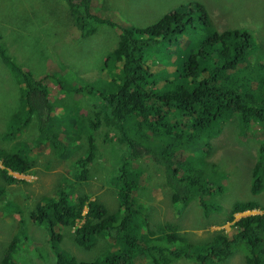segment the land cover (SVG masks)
<instances>
[{
  "label": "trees",
  "instance_id": "trees-1",
  "mask_svg": "<svg viewBox=\"0 0 264 264\" xmlns=\"http://www.w3.org/2000/svg\"><path fill=\"white\" fill-rule=\"evenodd\" d=\"M63 1L75 17L73 22L81 37L94 34L101 23L121 29L117 45L108 53L103 68H108V75L113 78L110 89L100 90L96 85L82 83L75 89L99 97L93 103L88 98L91 130L88 135L81 127L82 123L87 126V119H73L76 139L86 138L84 152L76 156L80 144L71 146L75 141L71 126L62 123L67 116L62 120L54 118V105L45 79H36L31 70L23 68L0 46L5 65L23 86L21 99L27 111L26 125L35 115L39 145L49 144L61 156L71 157L66 183L59 185L56 195L41 197L30 212L32 223L46 227L47 242L56 251L58 264H133L143 254L154 264L191 260L199 264H220L231 258L238 246L245 249L246 264H264V214L246 215L235 221L231 232L212 231L202 241L194 240L192 235L169 222L154 231L149 228L146 232L151 238L145 241L143 233L136 228L138 219L143 227L148 224L147 219L141 217L144 205L137 195L147 183L142 177L146 167L157 165L163 170L162 183L168 189L172 206L182 207L199 195L198 201L206 209L212 203L206 196L223 188L203 179L199 173L205 175L206 170L216 169L217 163L208 159L211 152L193 155L197 136L202 132L213 135L214 124L231 113L239 114L244 128L253 121L264 126V59L260 55H253L254 60L251 57L260 45L252 27L218 29L200 2L181 4L154 22L136 26L120 24L93 12L92 0ZM200 22L207 34L196 51L178 57L177 53L169 51L165 58L161 55L164 59L160 64L151 62L161 45L167 49L170 44L175 45V41L179 44ZM168 56L177 63L176 69L165 62L170 60ZM241 67L245 69L241 71ZM56 80L70 90L67 78L56 77ZM180 115L185 116L180 118ZM176 117L184 120L185 131L175 129ZM19 127L11 122L9 134ZM131 128L137 130L140 137L133 136ZM163 139L168 142L164 143ZM113 142L127 146L125 161L118 169L120 203L114 211L103 201L92 198L84 186L76 187L77 183H87L102 149ZM208 144L211 146L210 142ZM23 151L25 149L10 147L0 153V176L5 181V185L0 184V198L5 195L6 184L19 180L10 171L30 172L36 162L32 154ZM260 152V158L252 167L251 195L264 189V144L260 145ZM185 155L188 158L184 159ZM257 205L255 201H237L232 210L240 213ZM81 218L83 222L74 231L80 246L90 247L94 239L102 236L123 245L89 260L60 250L58 244L68 232L65 227L74 226ZM20 224H25L23 218ZM156 233L158 235L152 238ZM17 247V244L10 245L0 264H20Z\"/></svg>",
  "mask_w": 264,
  "mask_h": 264
},
{
  "label": "rangeland",
  "instance_id": "rangeland-1",
  "mask_svg": "<svg viewBox=\"0 0 264 264\" xmlns=\"http://www.w3.org/2000/svg\"><path fill=\"white\" fill-rule=\"evenodd\" d=\"M194 2L205 6L218 29L250 25L260 42L251 57L254 60L253 55H260L264 59V0H92V11L120 24L142 26L156 21L181 4ZM73 20L75 17L63 0H0V46L23 68L31 70L36 79H45L54 105V118L62 120V117L67 116L62 123L71 126L70 133L75 138L71 146L80 144L77 156L81 151L84 152L86 138L76 139L77 131L73 130V119H87V126L82 123L81 127L88 135L91 131L88 98L93 103L99 97L95 94L89 95L86 91L79 93L75 89L81 83L96 85L100 90L110 89L113 78L108 75V68H103L108 53L117 45L121 29L101 23L97 25L94 34L81 37ZM200 25L186 34V39H180L179 44L175 41L173 43L176 44H170L167 49H163L161 45L155 51L151 62L160 64V60L169 51L177 53L176 57L196 51L200 40L207 34L201 22ZM169 58L165 62L176 69L177 63H174L171 56ZM244 69L245 67H241V71ZM56 77L67 78L70 90L64 88ZM22 89V84L0 55V153L14 147L18 150L25 149L26 153L32 154L36 159L30 172L10 171L20 181L6 184L5 195L0 198V260L10 245L17 244L20 264H58L56 251L47 242L46 227L32 223L30 212L41 197L56 195L59 185L66 183L71 157L61 156L49 144L39 145L35 115H32V120L27 125L25 122L27 111L21 99ZM180 116L183 118L185 115ZM180 118H177L178 126L175 129L185 131L182 128L185 122ZM219 121L214 124L211 131L213 135L208 136L202 132L197 136L193 155L211 152L208 159L217 163L216 169L206 170L205 175L201 171L199 173L203 179L221 185L222 191L206 196L208 202L212 201L206 209L201 207L199 195L182 207L172 206L168 189L162 183L163 170L157 165L146 167L142 177L147 183L137 195L144 205L141 217L147 219L148 224L143 227L138 219L136 225L143 233L144 241L151 238L147 235L149 228L154 231L167 222L178 225L181 231L185 230L194 240L202 241L212 231L231 232L235 221L246 215L264 214V189L257 195L250 193L252 167L261 156L260 145L264 144V126L253 121L251 126L244 128L240 124L238 113H231ZM11 122L20 126L12 135L9 134ZM146 132L149 134L148 130ZM130 133L140 137L137 130L131 128ZM162 141L168 142L164 139ZM209 142L211 146L207 145ZM115 143L102 149V155L92 165L87 183L76 185L78 189L79 186H84L92 198L103 201L112 211L120 203L118 169L125 161L123 156L127 148ZM186 158L188 156L185 155L184 159ZM4 183L0 176V184L5 185ZM237 201H255L258 205L254 209L234 213L232 206ZM86 212L87 207L84 214ZM22 218L25 220L24 225L20 224ZM83 220L81 218L74 226L65 227L69 233L58 244L60 250L78 259L89 260L123 245L102 236L94 239L90 247L80 246L75 240L74 231ZM156 235L158 233L152 235V238ZM244 250L238 246L232 257L220 264H246ZM133 264L154 263L143 254ZM173 264L199 263L191 260Z\"/></svg>",
  "mask_w": 264,
  "mask_h": 264
},
{
  "label": "clouds",
  "instance_id": "clouds-1",
  "mask_svg": "<svg viewBox=\"0 0 264 264\" xmlns=\"http://www.w3.org/2000/svg\"><path fill=\"white\" fill-rule=\"evenodd\" d=\"M236 213H238V212H236ZM241 213V212H240Z\"/></svg>",
  "mask_w": 264,
  "mask_h": 264
}]
</instances>
